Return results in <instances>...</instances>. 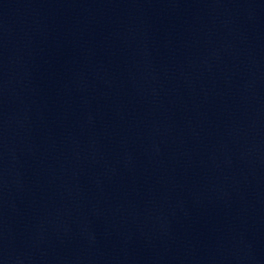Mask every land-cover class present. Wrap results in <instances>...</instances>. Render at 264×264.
I'll use <instances>...</instances> for the list:
<instances>
[{"label":"water","instance_id":"water-1","mask_svg":"<svg viewBox=\"0 0 264 264\" xmlns=\"http://www.w3.org/2000/svg\"><path fill=\"white\" fill-rule=\"evenodd\" d=\"M0 264H264V0H0Z\"/></svg>","mask_w":264,"mask_h":264}]
</instances>
